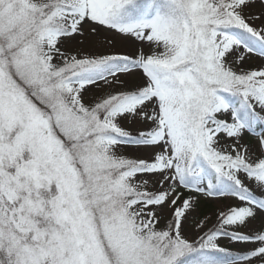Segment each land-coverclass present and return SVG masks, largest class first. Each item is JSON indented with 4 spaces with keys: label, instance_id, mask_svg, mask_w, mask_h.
Returning a JSON list of instances; mask_svg holds the SVG:
<instances>
[{
    "label": "snow or ice",
    "instance_id": "obj_1",
    "mask_svg": "<svg viewBox=\"0 0 264 264\" xmlns=\"http://www.w3.org/2000/svg\"><path fill=\"white\" fill-rule=\"evenodd\" d=\"M0 264H264V0H0Z\"/></svg>",
    "mask_w": 264,
    "mask_h": 264
},
{
    "label": "rangeland",
    "instance_id": "obj_2",
    "mask_svg": "<svg viewBox=\"0 0 264 264\" xmlns=\"http://www.w3.org/2000/svg\"><path fill=\"white\" fill-rule=\"evenodd\" d=\"M104 38H105V34H102L100 37H97L95 39V43L101 44L104 41ZM257 63H258V61H257ZM201 211L206 212L208 215H211L212 214V207H211V205L204 206Z\"/></svg>",
    "mask_w": 264,
    "mask_h": 264
}]
</instances>
